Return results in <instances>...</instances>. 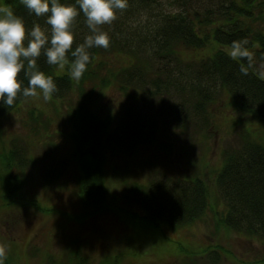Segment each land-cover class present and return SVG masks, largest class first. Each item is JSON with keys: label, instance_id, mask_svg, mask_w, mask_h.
I'll return each instance as SVG.
<instances>
[{"label": "rangeland", "instance_id": "1", "mask_svg": "<svg viewBox=\"0 0 264 264\" xmlns=\"http://www.w3.org/2000/svg\"><path fill=\"white\" fill-rule=\"evenodd\" d=\"M206 1L212 7L226 2ZM261 2L264 0H253L256 30H264ZM0 7L9 5L0 0ZM164 10L173 11L169 7ZM151 18L152 12L147 13L143 21L148 23ZM113 22L105 25L113 27ZM107 34L109 38L112 35ZM211 48L204 47L199 53L208 54ZM102 50L101 58L107 64L99 70L101 75L112 80L108 70L121 74L129 67L127 52ZM191 57L189 50L181 58L188 62ZM146 58L150 63L142 69L141 80L137 69L133 81L124 73L109 85L102 86L97 80L93 86L90 109L99 117H111L108 138L121 135V126L132 117L143 123V128L150 120L153 123V127L144 128L151 129L149 139L131 147L109 144L105 149L109 209L98 217H78L82 208L78 179L83 171L79 159L72 156L73 128L68 113L80 99L78 88L70 89L60 101L52 96L48 101L42 95L27 97L0 115V252L10 264H79L80 257L85 258L84 264H99L104 255L117 251L124 252L118 264H251L264 259V238H251L219 225L225 202L212 180L226 153L241 147L247 133L257 140L264 122L234 109L228 104V94L221 90L207 106L209 122L214 123L208 129L203 117L175 89L162 96L154 91L153 82L165 79L163 65L150 55ZM66 66H58L56 72H65ZM87 83L90 91L93 83ZM126 83L122 90L121 84ZM259 139L264 141V135ZM9 150L10 169L6 165ZM11 173L23 178L24 186L18 193L19 202L4 206L3 180ZM197 175L206 181L210 193L200 219L177 229L161 225V231L138 223L132 213L141 211L129 191L135 184L147 186L159 180L172 187L177 179L191 180Z\"/></svg>", "mask_w": 264, "mask_h": 264}, {"label": "trees", "instance_id": "2", "mask_svg": "<svg viewBox=\"0 0 264 264\" xmlns=\"http://www.w3.org/2000/svg\"><path fill=\"white\" fill-rule=\"evenodd\" d=\"M5 2L23 17L27 28L38 23L50 31L46 16L30 14L20 0ZM64 2L76 6V0ZM262 5L263 2L260 3ZM165 7L173 11H165ZM252 8L253 0H226L217 7L210 6L206 0H127V7L117 10L113 27L112 24L98 27L112 34L108 51L127 52L131 56L129 67L123 69L121 74L127 73L129 81H133L138 69L142 72L139 71L138 77L141 80L142 74H145L142 69L145 70L150 63L146 56L150 55L153 61L162 63L161 71H164L165 76V79L153 82L154 91L162 96L170 88L175 89L184 101L192 104L209 129L213 128L214 123L212 120L209 122L207 106L221 90L228 94V104L234 109L243 115L255 117L258 122H264V30L259 27L254 29ZM151 12L152 21L145 23L144 15ZM258 18L260 16L257 15ZM72 31V49L92 35L82 11H78L74 18ZM239 40H247L244 47L249 51L250 59L233 58L228 54L231 43ZM209 45L212 46L210 52L201 55L199 50ZM102 48L94 46L87 49L90 60L79 80L70 78V66L74 58L69 54L66 53L64 65L67 63L68 67L63 73L56 72L59 65L47 63L43 49L36 58L39 69L50 75L56 85L52 97L60 101L65 93L76 87L80 94V99L69 107L68 113L73 128L72 156L79 159L83 171L78 179V197L82 205L78 217L81 220L98 217L109 209L108 188L104 178L105 149L114 143L131 147L147 140L152 132L144 128L153 127L151 120L143 128V123L132 117L128 124L121 126V135L113 139L107 137L111 117L102 118L94 113L90 109V99L97 80L106 86L121 74L108 70V75L112 76L110 80L106 74L99 73L107 64L101 58L104 55ZM189 50L192 59L184 62L181 57ZM242 66L246 72L241 71ZM19 77L24 81L22 88L26 87L27 77L23 72ZM88 81L93 83L90 91L87 90ZM127 86V83L121 84L122 90ZM26 98L21 89L13 105L0 104V115L10 112ZM263 131L257 140L247 133L242 146L227 152L221 167L212 176L225 202L224 211L218 219L219 225L251 238H264V141L259 139L263 137ZM208 135L209 132L206 133ZM7 161V168L10 169L12 150L7 154ZM171 185L169 187L168 183L157 180L147 186L135 184L133 190H129L135 195L134 202L141 211V214L132 213L138 218V223L161 231V225L177 229L200 219L209 205L210 193L206 181L197 175L191 180L177 179ZM23 186L24 179L18 174L11 173L4 177L3 205L17 204L18 193ZM123 255L121 251L104 255L99 264H118ZM83 261L85 258L80 257L78 263L84 264ZM3 264L10 262L3 258ZM251 264H264V259H255Z\"/></svg>", "mask_w": 264, "mask_h": 264}, {"label": "clouds", "instance_id": "3", "mask_svg": "<svg viewBox=\"0 0 264 264\" xmlns=\"http://www.w3.org/2000/svg\"><path fill=\"white\" fill-rule=\"evenodd\" d=\"M30 14L46 16V24L50 31L33 24L26 27L22 16L9 7H0V104L11 106L22 89L25 97L42 95L48 101L56 91V85L50 75L39 69L36 58L41 50L49 65L64 66L66 53L74 59L70 66V78L79 80L86 70L90 56L87 49L92 47L107 48L110 38L107 32L98 26L110 23L115 19L117 10L127 7V0H76V6L64 0H20ZM78 6V7H77ZM82 11L92 35L87 36L83 44L72 49V23ZM247 40L233 41L229 55L250 57L244 47ZM242 72H246L241 67ZM27 77V86L22 88L24 81L19 74ZM0 264H3V252H0Z\"/></svg>", "mask_w": 264, "mask_h": 264}]
</instances>
